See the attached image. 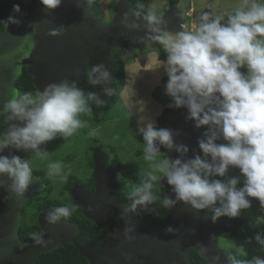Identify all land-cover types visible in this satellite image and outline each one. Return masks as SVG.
<instances>
[{
	"label": "clouds",
	"instance_id": "clouds-1",
	"mask_svg": "<svg viewBox=\"0 0 264 264\" xmlns=\"http://www.w3.org/2000/svg\"><path fill=\"white\" fill-rule=\"evenodd\" d=\"M40 3L54 10L61 0ZM137 7L143 9L144 4L138 3ZM13 11L19 12V5H13ZM135 15L139 17L140 13ZM143 20L166 53L163 67L168 79L164 88L171 99L170 106L186 108L185 119L194 121L198 129L205 128L206 138L197 141L202 155L185 160L180 157L189 149L175 143L170 128L157 127L154 121L140 127L143 158L150 163V170L128 194L131 211L157 202L170 210L182 202L196 211H210L215 222L220 217L237 218L242 210L250 208L249 198L264 208V0H250L226 21L204 14L194 31L175 35L162 32L163 21L154 13ZM2 23L7 28L19 21L9 16ZM121 24L129 30L140 28L135 20L129 22L127 13ZM50 34L62 33L53 30ZM90 79L100 87L111 80V72L104 64H95L91 66ZM93 100L99 101L97 93H85L75 82L68 81L49 83L35 94L14 92L0 110L9 121V127L0 133V178L10 181L5 186L0 179V190L23 198L33 182L31 159L3 155L6 149L46 158L48 151L43 145L57 137L70 138L87 126L81 116L91 112L89 101ZM161 148L167 151L161 152ZM171 151L179 156L172 158L168 155ZM161 153L167 155L158 159ZM231 168L238 169L239 175L230 176ZM47 174L62 182L67 180L61 162L49 163ZM161 180H166L174 197L154 193V185ZM74 211L72 205L55 207L45 219L55 224ZM33 239L37 244L45 243L39 234H33ZM252 239L264 249V234L257 233ZM245 264H264V258L254 256Z\"/></svg>",
	"mask_w": 264,
	"mask_h": 264
},
{
	"label": "water",
	"instance_id": "water-1",
	"mask_svg": "<svg viewBox=\"0 0 264 264\" xmlns=\"http://www.w3.org/2000/svg\"><path fill=\"white\" fill-rule=\"evenodd\" d=\"M92 3L93 0H61L54 10L41 5L27 17L20 11L8 12L7 17H14L19 24H9L0 31V110L14 92L22 94L14 81L23 67L27 68L36 91H42L53 82L68 81L78 85L85 62L89 74L92 65L102 63L111 72V80L100 87L91 83L99 102L103 103L113 93L117 61L112 49L141 50L148 40L162 48L145 28L143 17L149 12L137 17L130 10V0H116L112 19L104 23L92 10ZM125 13L130 23L135 20L140 24L138 30L126 29L121 24ZM204 14L213 18L209 5L201 17ZM158 17L163 21L160 25L162 32L184 31L186 19L176 5L169 6ZM224 19L226 21L227 17ZM53 30H61L62 34L53 36L50 34ZM103 88L110 91L104 92ZM186 115V108L176 109L169 122L175 143L189 149L185 156L180 157L185 160L198 155L197 141L206 138L201 128L194 126V121L185 119ZM166 151L161 148V152ZM10 152L6 149L2 154L9 156ZM168 155L172 158L179 156L175 151ZM92 157L95 190L85 193L76 184L71 189L72 199L75 206L82 208L86 218L106 228L109 233L100 243L88 240L79 247V254L86 258L88 264H192L189 260L192 249L210 264H233L236 261L219 247L216 240L217 236L236 229V222L224 219L213 222L211 216L177 202L167 210L162 224L148 225L143 217L148 213L149 204L131 211L120 201L109 154L97 146ZM0 179L5 186L10 183L6 177ZM159 185L164 194L174 197L166 180H161ZM42 187L41 179L34 177L23 198L0 192V264H27L60 243L73 242L79 231L75 222L64 218L49 224L45 215L53 208L42 209L38 212L41 232L36 234L42 236L45 243L37 244L33 237L24 242L19 240L17 228L22 206L30 192ZM169 227L173 232L166 231Z\"/></svg>",
	"mask_w": 264,
	"mask_h": 264
},
{
	"label": "rangeland",
	"instance_id": "rangeland-1",
	"mask_svg": "<svg viewBox=\"0 0 264 264\" xmlns=\"http://www.w3.org/2000/svg\"><path fill=\"white\" fill-rule=\"evenodd\" d=\"M136 7L143 3L149 13L156 16L162 15L169 6L170 1L181 11L186 19L183 24L184 31H194L200 24L201 13L209 5L213 18L228 17L235 13L238 8L246 7L250 0H132ZM116 0H97L95 3L99 18L107 23L112 19ZM175 35L174 32H165ZM152 41L148 40L140 50L123 47L112 49V53L119 55L124 60V83L120 94L111 107L107 117L98 123L92 119V114L86 113L81 119L86 122V127L80 129L72 137L57 139L47 143L45 150L48 151L46 158L31 155L36 161L35 167L48 171L51 162H63L67 169V179L70 175L77 176L78 180L84 181L89 176L90 162L93 148L99 146L109 154L114 171L124 180V188L130 193L134 184H139L145 179L150 170V163L144 160V143L140 138L138 129L149 121H154L164 107H171L170 97L165 95L167 75L163 64L166 53ZM242 71H245L242 69ZM95 132V135L90 133ZM223 142V141H221ZM65 153V160L57 156ZM167 153H161L163 158ZM47 164V165H46ZM46 165V166H45ZM47 169V170H46ZM229 175H239V170L231 168ZM48 176V174H47ZM242 180V178H241ZM48 183L52 186L58 184L57 177L48 176ZM62 182V181H61ZM60 182V183H61ZM242 186L238 185V187ZM153 191L157 195L164 194L162 186L155 184ZM163 192V193H162ZM251 206L242 210L238 216L246 223L244 230H239L234 235L216 237L219 247L230 253L252 259L254 256L264 258V249L252 239L257 233L264 234V208L254 198ZM153 213L161 214L163 208L157 203L152 204ZM232 221L234 218L220 217ZM250 241V242H249ZM241 246L243 249H241Z\"/></svg>",
	"mask_w": 264,
	"mask_h": 264
},
{
	"label": "trees",
	"instance_id": "trees-1",
	"mask_svg": "<svg viewBox=\"0 0 264 264\" xmlns=\"http://www.w3.org/2000/svg\"><path fill=\"white\" fill-rule=\"evenodd\" d=\"M96 1L97 0H93L92 10L97 13L95 7ZM130 1H131L130 10L134 14L139 12L140 15H144L149 11L146 6L143 9H140L136 7L134 1L132 0ZM13 5H19L20 12L27 17L33 12L34 9L41 6L42 4L40 3V0H0V31L3 30L4 28V24L2 23V21L6 19L9 11H13ZM169 5H173L172 1H170ZM114 56L117 61V69H116L115 79L113 81V93L103 103H100L99 101L96 100L89 101L91 107L92 119L98 123L106 119L111 107L113 106L118 95L120 94L124 83V71H123L124 60L119 55L114 54ZM14 84L18 88H20L24 93L35 94L37 92L33 86V80L31 76L27 73V70L25 68L22 69L21 75L15 80ZM77 86H79L85 93L88 92L95 93V88L91 83L87 62L84 63L82 70V80ZM175 111L176 109H174L173 107H164L161 113L156 117L155 125L157 127L169 128L170 127L169 122L173 119V115ZM201 131L205 133L206 129L201 128ZM140 138L143 140L142 135H140ZM198 155H202L199 148H198ZM90 165L92 166V162L90 163ZM114 183L116 185L118 192L120 193V197H122L124 194L128 197V194L126 193L124 188V180L117 172L115 173L114 176ZM128 206L131 207V204L128 203ZM165 211L166 210L163 209L161 214L153 213L152 204H149L148 213L146 216L143 217V220L148 225L159 226L164 221ZM200 212L208 216H211V212L208 210L200 211ZM76 220L78 221V225L80 227V232L76 236V242L63 243L56 246L49 252L42 253L35 260L36 264H86L87 263L86 259L79 255L77 246L81 243H84L88 238L100 239L101 238L100 235L102 233H105L106 229L97 226L92 220L83 217L81 214L79 220L78 219ZM232 221L236 222L238 224V227L228 233L223 234L222 236H231L234 235L239 230L245 229L246 223L242 218L237 217L234 218ZM95 229H99L102 231L98 233L100 235H98L97 238L95 237L96 234ZM230 255L236 261H238L239 264H245L247 260H251L250 258L239 256L238 254H234L233 252L230 253ZM189 260L191 261L192 264H210L203 257H201L199 253L194 249H192L189 254Z\"/></svg>",
	"mask_w": 264,
	"mask_h": 264
},
{
	"label": "flooded vegetation",
	"instance_id": "flooded-vegetation-1",
	"mask_svg": "<svg viewBox=\"0 0 264 264\" xmlns=\"http://www.w3.org/2000/svg\"><path fill=\"white\" fill-rule=\"evenodd\" d=\"M23 68H25L27 70L26 67H23ZM15 87L22 94H25L20 88H18L17 86H15ZM8 127H9V121L7 120V117L2 112H0V133H2L3 131H6V129ZM42 147H45V145H43ZM9 150L11 151L9 156L10 155H19L22 158L31 159L32 168H33V178L34 177H36V178L39 177L41 179L42 183H43V187L41 189H36L33 192L29 193L26 202L22 206V209H21V212H20L19 224H18V228H17V233H18L19 240L22 241V242L27 241L28 239L33 237V234L41 232V229H40V226H39V222H38V212L40 210H42V209L55 208V207L64 206V205H72L74 207L75 211L66 220L70 221V222H75L78 225V221L76 219L79 220L80 214L83 217H85V216L82 213V208L80 206H75L74 205L73 199H72L71 189H72V187L74 185L77 184L84 190L85 193H93L94 192L95 189H94L93 178H92L93 157L91 158L92 159L91 160L92 166L90 165L91 168H90V171H89V176L84 181H81L80 179L78 180L77 176L70 175L66 181L61 182L59 177H57V181L56 182H58V184H56L57 186H56V189H55V186H53V185L51 186L48 183V181H47L48 180L47 172H45L42 169H37V167H35L36 161L33 160V158L31 157V155H33V154L25 153V152H18L15 149H12V148H9ZM91 153H93V150H92ZM65 155H66L65 153H63L62 155H61V153L60 154L57 153V156L62 158L63 160H65V157H64ZM109 163L111 164L110 159H109ZM64 164H66L65 161L62 162V165H64ZM66 170L67 169L63 166V173H65ZM115 173H116V170L114 171V176H115ZM71 177H73V178H71ZM90 179H91V181H90ZM0 192L3 193L4 191L0 190ZM119 199L125 206H127L128 208L131 209V207L128 206V203L131 204V201L128 199V197L125 194L122 197H120V193H119ZM166 212H167V210L164 213V219H165ZM78 227H79V225H78ZM100 227H102V226H100ZM104 229H106V228H104ZM100 231L101 230H99V229H95V233H96L95 237L96 238L98 237V235H100V234H98ZM79 232H80V227H79V231L74 236L73 242H64V243H74V242H76V236H77V234ZM108 233L109 232L106 229V232L102 233L100 235L101 236L100 239H98V238L97 239L88 238V239H86V241L92 240L95 243H100L102 241V239L104 238V236L108 235ZM84 243L79 244L77 246V250H79V247L82 246ZM60 244H63V243H60ZM60 244H58V245H60ZM44 253H46V252H44ZM78 253H79V251H78ZM41 254H39V255H41ZM37 257H35L33 260H31L27 264H36L35 260L37 259ZM83 258H85V257H83ZM86 262H87L86 264H88L87 260H86Z\"/></svg>",
	"mask_w": 264,
	"mask_h": 264
}]
</instances>
